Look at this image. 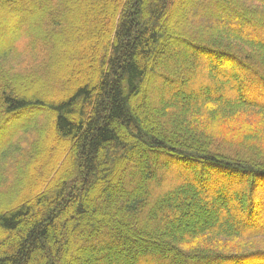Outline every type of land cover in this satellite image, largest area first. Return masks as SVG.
<instances>
[{
    "label": "trees",
    "instance_id": "obj_1",
    "mask_svg": "<svg viewBox=\"0 0 264 264\" xmlns=\"http://www.w3.org/2000/svg\"><path fill=\"white\" fill-rule=\"evenodd\" d=\"M187 1L0 0V264H264V0Z\"/></svg>",
    "mask_w": 264,
    "mask_h": 264
},
{
    "label": "rangeland",
    "instance_id": "obj_2",
    "mask_svg": "<svg viewBox=\"0 0 264 264\" xmlns=\"http://www.w3.org/2000/svg\"><path fill=\"white\" fill-rule=\"evenodd\" d=\"M223 1H225V4L228 6V8H233L232 6L233 5H231L230 3H231V1H234V0H223ZM235 2L236 3H238V4H240L242 7H244L243 6V3H242V0H235ZM185 3V2H184ZM216 3H217V0H188L187 1V4H185V5H183V10H181V12H176V14H175V16L177 17V19H178V17H179V22H183L186 18H187V16L189 15V13H190V15H191V13H196V12H201V10L203 11L204 10V6H207V5H209V4H211L210 5V10H211V14H213L212 16H214L213 17V19H209L207 22H205V24H204V28H212V29H219V28H222V29H225V30H227L228 28H225L224 26H226V27H229V26H233V27H236V25H233V24H231V23H229V21H227V20H225L226 18L228 19V17L226 16V15H224V13L222 12V4H223V2H222V4H221V6H220V8H221V11H218L217 10V7H216ZM224 5V4H223ZM245 5V4H244ZM212 6V7H211ZM180 11V10H179ZM222 12V13H221ZM189 15V16H190ZM216 17V18H215ZM172 18H174V20L176 21V18L175 17H172ZM171 18V19H172ZM222 25V26H220V25ZM229 25V26H228ZM203 28V30H202V32H203V37H205L206 39H212L213 38V36L211 37V35H209V34H204V31H205V29ZM2 37V35H0V38ZM230 39H231V36H230ZM238 42V41H237ZM238 44H240V43H238ZM240 46V45H239ZM181 50H184V48H180ZM174 51L175 50H173V49H171L170 50V56H172L173 54H174ZM163 52H165V50H163ZM162 52V53H163ZM174 55H176V56H174V57H176V58H179V53L178 52H176ZM168 56V55H167ZM162 58V62H167V57H164V56H162L161 57ZM188 61H191L192 60V55H189V57H188V59H187ZM186 60V62H188ZM176 61H178V59H176ZM203 66V67H202ZM199 67H202V70H203V68H204V65H202L201 63H198L197 64V68H199ZM201 70L200 69H198L197 70V72H195V74H197V73H199ZM203 72H205L206 73V71H204L203 70ZM239 76V75H238ZM182 77V76H181ZM196 77H198V74L196 75ZM186 78V77H185ZM182 79V78H181ZM191 82V81H190ZM200 85H202V82L200 81ZM168 85V87H170V89H172V88H175V86H174V84H167V83H163L162 84V86H160V84L159 83H155V86L153 87L154 88V90L155 91H162V90H167V86ZM215 85V84H214ZM206 87H210V86H207V85H205ZM195 88H196V86H195ZM22 118V117H21ZM15 122H17V119H15ZM211 126H215L214 124H211ZM169 166L168 165H166V167L165 168H168ZM126 179V177L124 176V178H123V180H125ZM167 180V179H166ZM214 205H218L217 203H213Z\"/></svg>",
    "mask_w": 264,
    "mask_h": 264
}]
</instances>
